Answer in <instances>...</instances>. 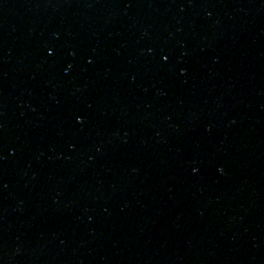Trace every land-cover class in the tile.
<instances>
[{
  "label": "water",
  "instance_id": "water-1",
  "mask_svg": "<svg viewBox=\"0 0 264 264\" xmlns=\"http://www.w3.org/2000/svg\"><path fill=\"white\" fill-rule=\"evenodd\" d=\"M0 264H264V0H0Z\"/></svg>",
  "mask_w": 264,
  "mask_h": 264
}]
</instances>
